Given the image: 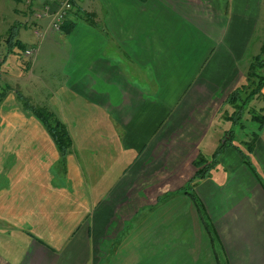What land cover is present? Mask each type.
<instances>
[{
	"label": "crops",
	"instance_id": "1",
	"mask_svg": "<svg viewBox=\"0 0 264 264\" xmlns=\"http://www.w3.org/2000/svg\"><path fill=\"white\" fill-rule=\"evenodd\" d=\"M263 5L73 0L69 33L42 19L40 44L66 49L59 81L40 85L28 69L15 89L53 113L72 144L61 163L32 114L0 117V264H264V124L244 115L238 126L250 121L251 133L234 131L192 182L214 242L180 192L230 130L225 101L264 41L250 49ZM30 52L35 64L39 44Z\"/></svg>",
	"mask_w": 264,
	"mask_h": 264
},
{
	"label": "rangeland",
	"instance_id": "2",
	"mask_svg": "<svg viewBox=\"0 0 264 264\" xmlns=\"http://www.w3.org/2000/svg\"><path fill=\"white\" fill-rule=\"evenodd\" d=\"M41 1L42 0H23L21 3H16L12 0H0V69L3 65V67L7 71V72L4 71L0 72V94L3 93V96L0 95V117L3 115L17 116L20 115L21 112H24V110H22L21 103L16 98V92L18 91H16L15 89V83L16 81L19 80V77H21V79L18 82L21 83L22 76L28 72V69L29 70L31 69L34 72L35 75L34 81L40 80L39 82L40 85H42V83L44 82L46 85L53 86L57 84L59 81V73H60L59 64H60V60H63L64 54H66V49L62 43L58 45L53 40L50 41L46 40L43 44H40L41 41L39 39L42 38L43 33L39 32L34 28L38 29L37 27L38 24L42 22V19L41 18L39 19V16H42L43 14L46 13L45 7L41 6ZM55 8L57 7L55 6ZM46 20L48 19L46 18ZM13 25L18 29L17 38L26 45L25 50L15 47L14 49H12V51H8L6 38L8 37L9 34L8 32ZM49 27L51 31H53L54 33H60L58 31L53 30L51 24L49 25ZM35 30L36 32H34ZM60 30L61 32L63 31L62 28ZM258 39L260 41L261 39H264V5L262 6L260 21L258 23V27L256 29V33L250 49L254 48ZM38 44H39L40 55L38 61L34 64V61L31 60V57L33 56L32 58H34L35 55H32L30 49L31 46L35 45L36 47ZM26 51H29L30 54H26ZM258 54H256L255 56H257ZM252 58L249 61V66L252 62ZM30 63L31 66L29 68ZM52 64L53 66L51 67ZM256 72L261 74L262 70L257 69ZM244 85L247 86L245 92L242 93V97H245L251 90L249 84H246L245 82ZM253 100L257 101V104H259L260 106L264 104L262 103L264 99H262L260 96L255 97ZM248 106L253 111L251 115L252 114L264 115V108L263 110H260L259 108H251L250 104ZM24 114L30 115L27 114V112ZM245 116L247 117V114ZM230 123H231L230 130H232L233 132L236 131L235 133H237L238 136L239 134H242L240 135V138H244L245 134L251 133V131L255 126L250 121L245 122L244 123L245 130L241 131L240 130L241 128H239L238 125L235 126L234 124H232V122ZM225 125L226 124L223 123L222 127H225ZM0 137H4L2 136L1 131H0ZM227 142L230 143V141ZM233 142L235 143L234 138H233ZM5 143H9V142L6 139L1 140L0 138V144L4 145ZM3 151H12V150H10V147H6L5 149H3ZM20 151H23V148L22 149L20 148ZM54 151H56L55 147H54ZM212 160H213V155L210 156L207 162H211ZM216 164L214 166H216ZM7 185H8V181L4 176H2L0 178V190L5 189V191H8L9 189ZM0 257H2L1 249H0Z\"/></svg>",
	"mask_w": 264,
	"mask_h": 264
},
{
	"label": "trees",
	"instance_id": "3",
	"mask_svg": "<svg viewBox=\"0 0 264 264\" xmlns=\"http://www.w3.org/2000/svg\"><path fill=\"white\" fill-rule=\"evenodd\" d=\"M12 1L21 3L23 0ZM73 26V22H69L67 25L64 24L62 26L63 32L69 33ZM8 33V37L6 38L8 51H12V49H14L15 47L25 50L26 45L17 38L18 29L14 25L10 28ZM257 69L262 70V73H257ZM246 84L250 85L251 90L245 97H242V93L245 92L247 85L237 87L227 96L225 102L232 108V112L231 114H228L227 119L236 126L239 125V122L243 119V116L247 114L251 117V120L257 122V129H260L264 124V115H251L253 111L249 108L248 105L255 97L260 96L262 99H264V97L261 95V90L264 86V43L260 48V53L252 58V62L246 73ZM0 95L3 96V93H1ZM16 98L21 103L22 110L32 114L45 128L57 148L60 156V162L63 163L72 144L65 125H63L56 118V116L53 113L49 112L47 109L31 105L22 94L16 92ZM227 134H229L230 136L227 137ZM227 134L223 137V141L213 154V160L211 162L205 161L202 157H198L193 162V166L196 169L195 174L193 178L180 189V192H182L183 194H187L195 203L201 222L206 230V233L209 235L211 242H214L215 240L214 230L206 216L202 204L199 202L198 198L191 192L193 189L192 182L194 179L204 178L208 174L209 170L214 167L217 162V158L220 156L222 151L227 147L232 146L231 142L233 141V131L229 130ZM254 138L257 139L256 132ZM227 141H230V143ZM244 160L247 165L250 166V162L248 161V159L246 158Z\"/></svg>",
	"mask_w": 264,
	"mask_h": 264
},
{
	"label": "built area",
	"instance_id": "4",
	"mask_svg": "<svg viewBox=\"0 0 264 264\" xmlns=\"http://www.w3.org/2000/svg\"><path fill=\"white\" fill-rule=\"evenodd\" d=\"M41 6L45 7L46 13L39 16V19L46 20L47 18L53 30L61 32L60 29L72 10V0H42ZM26 54H30V52L26 51Z\"/></svg>",
	"mask_w": 264,
	"mask_h": 264
}]
</instances>
